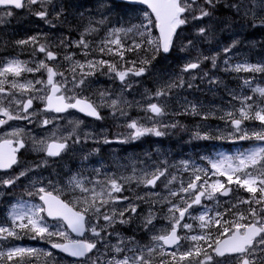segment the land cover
Instances as JSON below:
<instances>
[{
    "label": "snow or ice",
    "instance_id": "6c2138e0",
    "mask_svg": "<svg viewBox=\"0 0 264 264\" xmlns=\"http://www.w3.org/2000/svg\"><path fill=\"white\" fill-rule=\"evenodd\" d=\"M124 2L145 6L138 10L140 12L138 22L132 23L129 20L126 25L108 28L105 38L98 46L99 53L119 57V62L102 58L87 59L89 51L96 50L92 48V43L87 37L99 31V28L93 26L91 19L88 26L80 33L78 40L62 37L59 45H51L64 48L76 47L83 50L85 56L83 62L74 59L75 53L69 52L64 55L63 59L69 65L64 71L60 70L63 65L58 62V54L50 50L49 43H39L40 34L17 41L16 43L22 46L38 45L32 55L35 57L38 51L43 53L45 58L35 60L34 67L27 61L15 58L0 64V78H2L0 93H5L3 85L6 83L10 84L11 89L19 91L21 95L34 93L25 101L18 99L15 92H10L9 107L0 106V115L7 118L0 119V125L14 119H29L30 116L35 115L34 111H29L33 108L34 100L44 103V108L40 110L43 112L59 114L69 109H76L97 120L104 119L100 114L101 108H110L114 117L117 113L126 116L125 108L133 104L140 106L145 112H151L153 115L147 117L149 120L163 116L166 102L148 103L144 108L139 101H128L124 98V91L132 87L128 77L143 76L158 57H166L175 48L176 40L180 36L178 29L190 22L212 17L222 0H203V4H198L197 0H124ZM0 6H4L3 10H0V22H3L4 17L14 15V10L27 8L29 12L51 27L56 26L54 21H60L66 11L62 3L58 5L59 10H56L57 5L53 4V0H0ZM111 7L107 0H98L101 18L95 21L96 24L107 26L110 22ZM223 7L232 10L238 16L242 15L249 27H264V0H249V4H245V0H239V2L234 0V2H223ZM105 9L109 10V15L103 14ZM83 15L84 13L81 12L80 16L83 17ZM50 16L52 19H49ZM210 27L205 25L197 28L195 35L202 37L204 41H210ZM128 37L132 38L131 45L125 42V38ZM45 39H47L46 35ZM238 43V40H233L230 45L223 48L224 53L231 52ZM193 45L192 40L182 42L180 50L188 51ZM127 52H135L138 56L143 52L144 55L138 61H126ZM217 56L218 54L212 56L201 54L195 62H187L181 71L186 73L189 70L198 69L204 60H210L215 68ZM48 61H57V63L50 65ZM118 63H131L132 66L121 70ZM228 63V60H225V64L228 65ZM105 68H107L106 73L103 71ZM231 70L264 73V64L238 63ZM42 71H46V80L25 79L21 83L17 79L21 78L25 72ZM97 72L108 75L113 80L119 79L123 87L115 98L108 89L99 91V103L83 95L85 88L90 86L88 78L96 75ZM68 73L71 74V79L68 78ZM9 77L13 79L9 80ZM205 77H208L207 72L200 79L203 81ZM195 79L196 77H192V80ZM208 83L218 85L220 81L212 78L208 80ZM185 84L188 88L193 87L192 81H185L182 76L170 79L148 99L155 97L159 101L163 97H168L173 89L183 88ZM250 84L249 80H244V86H250ZM37 85L41 87L38 88ZM252 91L259 94L261 103H257L253 96L240 98L236 93L229 92L232 99H240L241 107L235 111L226 112L220 118H227L235 132L242 133L239 139L264 141V88L256 87ZM249 101L251 103H248ZM13 103L24 115L12 113L10 105ZM183 106L185 113L190 111L193 115L201 114V106L193 102L185 100ZM236 112L239 114L238 117ZM212 114L206 113L202 118ZM53 119L55 118L43 119L41 126L51 124ZM252 120L259 121L261 128L259 131L249 133L241 126L244 121ZM70 123L74 127L67 136H57L56 132H53L50 137L34 140L33 151L44 153L45 157L36 167L46 166L49 163L48 158L59 157L72 145L81 143V137L76 133V128L82 121L76 120ZM127 127L132 131L124 141H121L122 143L127 139L136 140L147 134L157 137L164 135L156 127L141 126L136 120L129 122ZM21 131L15 130L10 135L19 136ZM89 138H92L90 134L85 133L84 139ZM196 138L211 139L212 137L208 135L201 137L197 134ZM103 142L111 143L106 137ZM25 146L22 139H17L15 146L10 139L0 142V170L12 169L14 165H17L19 162L17 153ZM201 159L207 160L210 167H193V178H190L187 183L182 180L178 188L171 187L176 181V176L172 175L169 178L167 166H157L151 172L142 169L141 174H137L134 168L133 174L127 177L105 174L103 180H89L74 174L69 178L66 186H57L51 180L46 185L42 181H32L25 187V192L30 198L38 197L40 203L20 199L12 204L8 213L11 224L0 225V241L8 238L21 239L25 235L31 239L45 240L47 238L51 248L76 258L74 264H153V258L156 256L161 257L159 264H264V146L253 147L235 156L221 154L217 159L210 157H201ZM162 163L166 165V162ZM182 163L187 171L188 162ZM30 171L32 169L26 168L18 175L0 178V188L15 185L21 177H27ZM96 172L97 175L100 174L99 169ZM162 177L166 181L164 183L167 190L166 196L161 197L160 193L155 191L145 195L134 193V197L123 195L125 191L130 190L126 186L132 182H135L137 187L143 185L145 188L154 189ZM226 184H235L251 196L232 204L231 208H226L223 213L213 210L210 214L209 207L203 205V201H216L218 204L219 196H229L233 189ZM64 196H71V199H64ZM152 197L157 199H151ZM137 201L150 204L148 214L142 218L141 223L144 231L151 234L148 244H140L134 237L124 238L121 233L115 231L116 225H127L132 221L133 216L139 215ZM240 203L248 205L246 213L235 211ZM154 204L167 206L165 213L167 227L156 228L153 223L158 218L151 207ZM194 206H203L198 216H194L190 211ZM128 213L131 215H126ZM228 214H231V218L225 219ZM46 217L63 223L53 225L52 228L55 230H50ZM186 217L199 221L198 227L201 230L199 233L187 234L193 233L195 226L193 223H182ZM101 220L103 223H100ZM213 228L216 229L215 233L212 231ZM180 229L187 230V233L181 236ZM68 230L80 239L70 238ZM88 233L91 235H87ZM54 236L61 238L63 242L52 241L51 238ZM113 236L117 237L116 243H111ZM183 241L191 242L186 249ZM101 246L104 248L103 253L100 252ZM166 249H172V251L169 252ZM34 256L46 257V264L47 261L54 260L53 253L43 249L15 246L7 248L6 251H0V259L6 257L10 264H28L25 258ZM216 257H226V259L218 260ZM16 258L19 260L17 261ZM55 264H61V262L55 261Z\"/></svg>",
    "mask_w": 264,
    "mask_h": 264
},
{
    "label": "rangeland",
    "instance_id": "374dc122",
    "mask_svg": "<svg viewBox=\"0 0 264 264\" xmlns=\"http://www.w3.org/2000/svg\"><path fill=\"white\" fill-rule=\"evenodd\" d=\"M65 0H53V4L57 5V9L59 4H65ZM223 2H234V0H222ZM235 2H239V0H235ZM68 4H71V0H68ZM198 4H203V0H200ZM245 4H249V0H245ZM74 8H77L79 5L75 3V5H72ZM51 7V6H50ZM37 10H39L37 8ZM107 9L103 11V14H105ZM86 13L85 16H77L76 19L80 20L83 24V27L81 30H79L78 34H71V36H80V33L83 32L84 28L88 26L89 20L91 19L93 22V26L99 28V31L97 33H94L92 35H89L87 37L88 41L92 43V48L96 49L95 51H89V55L87 59H99L98 56L101 55L98 51V46L100 44V41L105 38L107 30L104 29L103 25H98L95 23L96 20H99L101 18V11L98 10V2L94 3L93 9L83 11ZM110 12H112V9H110ZM54 15V13H53ZM237 16V15H236ZM11 17H4L3 22H0V34L1 36L7 35V41L4 46L6 49V52L8 53L4 57H0V64H3L7 60L10 59H18L20 61H27L29 62L30 66H35L34 61L39 59H44V54L39 53L38 51L35 54V57L32 55L33 50L38 48V45H27L22 46L18 45L16 42L19 40H25L27 39L25 32V23L22 24V31L19 30H13L14 27H17L19 23H12ZM22 21L27 20L29 17H35L33 19L34 22L43 24L44 28H47L46 32H39L41 29L40 27H34L36 30V33L34 35H41V39L39 43H49L50 50L58 54V62L63 65V67L60 69L61 71H64L68 68V62L64 61L63 57L65 54L72 52L76 55L74 56L75 60H79L83 62L85 60V56L83 55V50L76 47H52L51 45H59L60 39L62 37H65V34L62 32H56L52 34L50 31L54 28L50 25L46 24L43 20L36 17L34 14L29 12L27 8L23 9L22 11ZM49 18L52 19V16ZM140 15L135 16V21L139 20ZM10 19V26L6 29V26L3 24L5 23V20ZM130 20V19H129ZM232 21V20H231ZM63 22H71L70 17L61 18L60 21H54V23H63ZM20 23V24H21ZM114 26L111 27H120L122 24L119 22H115L113 24ZM224 30L229 32L231 30L236 29L239 27V20L232 21L230 23H223ZM190 27V33L193 35V38H198L201 40V37L195 35L194 28L195 27V21L190 22L187 25H184L181 27L182 30L185 28ZM179 29V32L180 30ZM184 31L181 33L179 38L176 40V46L174 50H180V38H183ZM237 33L234 32L232 34V37L228 39L230 41V44L232 43L235 35ZM33 35V36H34ZM45 35L47 39H45ZM66 36L69 37V33L66 34ZM131 37L125 38V42L127 44L130 43ZM192 39V38H190ZM71 40H78V39H71ZM212 42H215L213 40ZM241 43V42H239ZM259 43H256L255 45V53L254 52H238L236 53V48H233L231 52L224 53L223 48L219 46H211L210 47V55L212 56L214 54H218L217 56V67H213L210 60H204L208 61V69L198 68V69H192L189 70V72H182V67L189 61L195 62L191 59H187L185 57L180 59V66H174L169 72H153L152 79L150 81L151 86L154 87L152 89L151 86L148 84L144 85V89H146V86H149L150 93L152 94L154 91H157L158 88L162 87L167 81L170 79H176L177 77L182 76L185 81L191 80L193 83L192 88H188L187 85L183 88H176L173 89L172 92L179 93V90L182 92L190 91L194 96L191 99H186L185 97H180V94H172L174 95L172 98L163 97L159 101L155 97H152L151 99H147L148 103H165L167 104L165 108V114L163 116L155 117L154 120H149V122L145 124H140L139 118H134L132 116V110L133 105L131 107H126L125 111L127 112L126 116H121L119 113L116 114L114 117L112 114V110L110 108H101L100 110L105 113L103 116L104 119L98 123L90 122L82 117H80L78 114L74 112H69L64 116H54L51 113L42 112L40 111L41 108H38L37 103L44 105L43 102L40 100H34L33 102V108L30 109V112H35V115H32L29 117V119H14L10 120L6 123V131L5 134L10 139L16 141L17 139H22L25 142V148L20 149L19 153L22 156L21 160L18 162V164L9 172L3 173L0 172V178H7L8 176H15L18 175L20 171L30 168L32 171H30L27 175V177H21L19 181L13 186L7 187V188H0V225H10L11 220L8 216L9 210L11 208V205L16 203L18 200L23 199L30 201L31 203H40L38 200V197H28L25 192V187L30 184L32 181H42L45 185L48 183L49 180L53 182V184L57 186L61 185H67V181L70 177H72L74 174H79L82 177H86L89 180H103L105 177V174L108 176H111L115 174V176H131L133 174V169H136L137 174H141V170H147L149 172L153 171L157 166L168 167V173L169 178H171L172 175L176 176V181L171 186L173 188H178L180 185V182L183 180L185 183L188 182V180L192 177V168L193 167H200V168H209V164L207 160L204 159H198L197 162L194 161V159H182V158H174L173 153L167 152L168 155L164 154V149H157L156 146H154V154H149L147 152L140 153L142 156H152V158L145 160L143 167L139 168L138 165L140 163L139 160H142L139 156V153L136 156L132 155V150L129 149L135 144L136 140L127 139L126 142L124 141L126 137H128L129 133L132 131V129H129L127 127V124L133 120L138 121V123L141 126L144 127H156L159 131L163 132L164 134L167 133V131L170 130L171 133L179 136V134H182L184 132H189L191 134L192 138H196L197 134L199 136L203 137L205 135H208L212 137L211 139H200L198 142L206 141V142H216L217 145H220L221 142H223V145L228 144L229 148H232L231 150L234 151V153L227 154V153H218V151L213 155L212 159H217L219 156L227 155V156H235L239 154L240 152H246L247 150H250L253 147H260L264 146L262 143H257L255 139H245L241 140L238 137L242 133H237L233 129L231 123L225 119H221V116H224L226 112L229 111H235V109H239L241 107L240 99H232V97L229 95V92H234L237 94L238 97L243 98L245 96H253L257 103H261V99L259 97L258 93H254L252 89L256 87L264 88V73L261 72H247V71H241L236 72L231 70L232 67H234L238 63H249V64H264V50L263 53H259V49H256L258 47ZM237 46V45H236ZM182 52V51H181ZM186 52V51H183ZM196 56V59L201 56H206L203 52V50L197 49L192 52ZM103 55V54H102ZM104 59H108V55H103ZM225 60H228V65L225 64ZM50 65H54L57 63V61H48ZM169 63H167L168 66ZM121 68V67H120ZM228 70H225V69ZM173 70H177L179 72H173ZM207 72L208 77H205L202 81L200 77L203 76V74ZM32 74V79H45L46 80V71L37 72V73H27L25 72L24 75ZM114 75V74H113ZM21 77L17 78L19 82L23 83L25 79ZM105 75H101L100 73H96V75L89 77L90 86L85 88L83 95L90 97L92 100L99 103V91L102 89H108L113 94V98H115L116 94L120 93L121 88L123 87L121 85V82L118 81V78L113 80L110 78H106L104 81ZM192 77H196L195 80H192ZM68 78L71 79V74L68 73ZM215 78L216 80L220 81L218 85H210L208 83L209 79ZM2 79V78H0ZM13 79L12 77H9V80ZM59 79V77H57ZM150 79V78H149ZM244 80H249L251 82L250 86H244ZM129 83L132 84V87L130 89H126L124 91V98H126L128 101H135V97L137 94V89H133V87L137 84L134 78H128ZM5 88V92L7 93H0V106L9 107L8 105V94L10 92H15L16 97L21 100H27L29 95H34V93H28L21 95V93L15 89H11L10 84L6 83L3 85ZM36 87H41L40 85H37ZM70 87V85H69ZM198 88H202L203 90H199L200 94H197L195 90ZM140 89V88H139ZM194 89V90H192ZM79 91V90H77ZM189 92V93H190ZM206 92L207 95H203L201 93ZM188 93V92H187ZM148 95V97H151L152 95ZM183 94V93H182ZM142 95V94H141ZM171 95V94H170ZM154 99L156 100L154 102ZM185 100L193 102L197 104L200 107V115H193L191 112H184V103ZM248 103H251L249 101ZM43 107V106H42ZM10 109L14 115H24L23 112L19 111L16 104H11ZM180 113V114H177ZM206 113H213L212 115H208L207 118H202L204 114ZM238 117V112L235 113ZM153 115V114H152ZM45 118H55L53 119V122L47 126H41V122ZM3 119L6 120L7 118L3 116ZM82 121V123L79 125L78 128H76V133L81 137V143L74 144L60 157L59 161L52 160L51 158H48L49 163L46 166H40L36 167L41 163V161L45 158L44 153L33 151V143L34 140H41L43 138L50 137L53 132H56L57 136H67L70 132L73 131L74 125L70 123V121ZM186 121V125L183 124ZM183 122V123H182ZM175 124V127H172L171 125ZM115 127H112V126ZM108 127H111L109 130ZM186 127V128H185ZM243 129H246L249 133L253 131H259L261 128V125L259 121H244L242 126ZM15 130H22L20 132L19 136H12L10 133L14 132ZM110 132V134H109ZM117 132V135L114 133ZM88 133L92 138H89L87 140L84 139V134ZM231 133V135H230ZM109 134V136H108ZM184 134V133H183ZM169 135V137H171ZM107 138L111 143L105 144L104 138ZM162 136H155L152 134H147L142 137H140L138 140H141L143 138H149L152 143H154L156 140L161 138ZM75 137H73L74 139ZM116 142L119 145H116ZM142 142V141H141ZM96 147V148H95ZM102 149L103 152H106L109 154L107 160H103L104 164L101 163L102 159L99 157V151ZM119 150H124L123 156L118 161L116 160L117 154H114V152ZM126 153V154H125ZM71 156L72 158H76V161H78L80 164H85L90 161H94V165H90L86 169H82L79 171V173L70 172V169H65L62 167H58L59 164L67 157ZM85 157H87L85 159ZM205 157V156H202ZM211 158V157H210ZM108 161L111 163L109 165ZM187 161L189 164L188 170H185V166L182 162ZM162 162H166V165ZM100 170V174L97 175L96 170ZM212 179H215V177H212ZM223 180V178H221ZM164 178H161V181L157 182L156 188H145L143 185H140L137 187L135 182H132L130 185H127L126 187L130 190H127L123 193V195H127L130 197H134L135 194L139 195H145L146 193L150 191H155L160 193V196H166L167 190L164 187ZM227 185V184H226ZM91 187V185H89ZM240 193L234 194V198L236 199L235 204L242 199L249 198L251 196L250 193L246 192L244 189L239 188ZM258 195V194H257ZM64 199H71V196H64ZM157 199L156 197H152L151 199ZM219 199V197H218ZM220 201V200H219ZM229 200H222L217 204L216 201H203V205H207L209 209L211 207H215L217 209H222V205H227ZM139 204V207L142 205H147L144 207V212L140 209H138L139 215L133 216L132 221L127 225H116L115 231H118L121 233V236L124 238H128L129 234L127 232L132 231L136 236H138L139 239L135 240L139 242L140 244H148L150 242V233L144 231L143 227L141 226L142 218L148 214L149 211V203H144L137 201ZM126 206V204H125ZM158 208H162L163 210L159 213V215H163L160 218H157L153 223L155 224L156 228L161 227H167L168 221L165 219V213L167 212V206L160 204L157 205ZM248 205L240 203L238 208L235 209V211H242L247 212ZM203 210V206H194L193 209L190 211L194 216H198L199 213ZM211 210V209H210ZM126 215H131L130 213ZM158 215V216H159ZM178 215V214H177ZM47 221V220H46ZM193 223L194 224V232L193 233H187V230L180 229L179 234L181 236L187 234H195L199 233L201 230L198 227L199 221H194L191 218L186 217L185 221H182V223ZM47 223L50 226V230H55L52 228L53 225H59L62 224L61 222H49ZM100 223H103L101 220ZM126 228V229H125ZM66 229V228H65ZM128 229V230H127ZM127 230V231H126ZM110 231H112L110 229ZM213 233H215L216 229H212ZM68 235L72 239L74 238L69 232ZM90 236L91 234L88 233ZM145 235V239L141 240V236ZM52 241L55 242H63L61 238L59 237H52ZM117 237L113 236L111 238V243H116ZM184 248L186 249L191 242L189 241H183ZM203 243V242H201ZM49 244L47 238L45 240H41L39 238L37 239H31L29 236L25 235L21 239H13L8 238L7 240L0 241V251H6L9 247H15V246H22V247H30L34 249H43L45 251H49L45 245ZM100 252H104L103 246L100 247ZM54 256V255H53ZM104 257H102L103 259ZM157 258H161L160 256L155 257L156 262ZM18 261L19 258H16ZM25 260L28 262V264H46V257L39 256V257H26ZM1 262H6V264H10V262L5 257L4 259H0ZM55 261H60L61 264H74V261H68L65 260V258L54 256L53 261H47V264H55ZM0 262V263H1Z\"/></svg>",
    "mask_w": 264,
    "mask_h": 264
},
{
    "label": "trees",
    "instance_id": "16d2710c",
    "mask_svg": "<svg viewBox=\"0 0 264 264\" xmlns=\"http://www.w3.org/2000/svg\"><path fill=\"white\" fill-rule=\"evenodd\" d=\"M85 2L82 1L79 3V5H83ZM87 5V3H85ZM122 6V5H121ZM120 6V7H121ZM127 9H131V10H139L138 8H134V7H126ZM218 10L221 9H226L225 7H223V5L221 4L219 6V8H217ZM227 12H229V18L226 19L224 23H230L231 21V17H236V14H234V12L230 9H226ZM113 16H119V12L118 11H113L112 13H110ZM68 15V13H65L64 17H66ZM110 15V17H111ZM140 15V12H139ZM63 17V18H64ZM117 19H124L125 17L123 16L121 17H116ZM212 19L210 18H204L202 21H195V27L192 28L194 29V31L201 27V26H205V25H210V35H211V40L210 41H204V39L201 37V41L203 46L201 47V50H203L204 54L206 56L210 55V47L211 46H219V47H223V46H228L230 45V41L228 39H230L232 37V34L234 32H236L238 35L234 38H236L239 42H243L242 38L239 37L240 33H247V31L251 28L248 26V23H246V25H241L240 27H244L243 29H239L238 27L234 30H231L229 32L224 30V26L223 23H219L220 21L218 20H209ZM239 20V19H237ZM220 25V26H219ZM68 28H70L69 25H67ZM33 28V26H32ZM191 28L187 27L184 30H181L180 32L182 33L184 31L183 34V38H180L181 43H186L188 40H190V38H193V35L190 33ZM217 30H221L224 32H220V33H216ZM28 32H31V30L29 29ZM29 34V33H27ZM224 36H231V37H225ZM213 40H215V42H212ZM180 43V46H181ZM215 43H220L221 45H216ZM239 44V43H238ZM142 54L144 55V53L142 52ZM173 54L175 55H171L169 57H167L168 61H171L172 63H178L179 59L183 56H185L187 59H191V60H195L196 56L194 54H192V52H181L179 50H174ZM143 55L141 57H143ZM179 56V57H177ZM181 56V57H180ZM162 59V56L158 57V59L156 61H154V64L156 65L157 62ZM129 60V59H127ZM126 60V61H127ZM207 62H204V64ZM153 66V65H151ZM173 66V64H172ZM154 67V66H153ZM200 139L198 138H192L191 136H186L183 134H179V136L172 134L171 137H167V139L165 141H161V145L162 146H167L166 148H168L167 152L169 153H173V154H178L182 159H188V158H192L195 161H197V159H201L202 156L208 157V156H212L213 152L216 151V148L220 147L219 145L216 144H212L209 143V145L207 143H205L204 141L198 142ZM215 149V150H214ZM222 149V147H221Z\"/></svg>",
    "mask_w": 264,
    "mask_h": 264
},
{
    "label": "bare ground",
    "instance_id": "6f19581e",
    "mask_svg": "<svg viewBox=\"0 0 264 264\" xmlns=\"http://www.w3.org/2000/svg\"><path fill=\"white\" fill-rule=\"evenodd\" d=\"M223 5V3H221ZM65 6V13H68V15L66 17H72L71 20H74L77 16H80V13H84L83 16L86 15L85 12H83L80 7L74 8L71 4H63ZM219 8V7H218ZM227 9V8H226ZM221 9L218 10L216 9L213 13V16L211 17L212 19L209 20H218L220 21L219 23H223L226 21L227 18H229V12H227V10ZM111 18L116 19L115 16L111 15ZM239 19V29H243L244 27H240L241 25H246V20L242 18L241 16H236V17H231L232 21H235ZM70 20V21H71ZM220 26V25H219ZM220 32H224L221 30H217L216 33H220ZM238 35H236L237 37ZM225 37H231V36H224ZM239 37L242 38L243 42L237 44L236 48V53L238 52H254L255 53V45L256 43L258 44V47H256V49H259V53L262 54L263 50H264V27H256V28H250L247 33H240ZM192 41H194V45L186 52H193L197 49H200L203 44L202 41L198 38H192L190 39ZM233 40H237L236 38H234ZM216 45H221L220 43H215ZM226 47V46H223ZM23 79H32V74L29 75H24V77H22ZM21 79V78H20ZM141 107L137 108V109H133V114L140 116L143 118L144 114L142 113ZM112 126V125H111ZM115 127V126H112ZM142 141V142H141ZM138 142H140L141 146H138L137 149H139L142 153L147 152L149 154H154V146L155 142L152 143V141L149 138H143L141 140H136L135 143L137 144ZM154 146H153V145ZM157 149H163L162 147L156 146ZM124 152V150H123ZM123 152L122 150H117L114 154H117L116 160L118 161L119 159H121V157L123 156ZM126 154V153H125ZM140 163L138 165L139 168L143 167L144 165V161L143 160H139ZM62 167H64L65 169H70L72 172L75 173H79L80 170L83 169V166L75 160V158H72L71 156H67L63 162H62ZM145 205H142L141 207H144Z\"/></svg>",
    "mask_w": 264,
    "mask_h": 264
},
{
    "label": "flooded vegetation",
    "instance_id": "af4514ba",
    "mask_svg": "<svg viewBox=\"0 0 264 264\" xmlns=\"http://www.w3.org/2000/svg\"><path fill=\"white\" fill-rule=\"evenodd\" d=\"M147 72H151L150 70L149 71H147ZM142 86H144V85H139V88L140 87H142ZM146 90H148V88H146ZM149 94V93H148ZM144 106V105H143ZM144 114V116H143V118H142V121H143V123H147L148 122V119L147 118H145V117H147L146 115H145V113H143ZM2 116H0V119H3V118H1ZM5 131H6V128L4 127V124L3 125H0V142L1 141H3L4 139H10L8 136H6V134H5ZM138 146H140V145H135V149L136 150H139V149H137V147ZM21 158H22V156L21 155H19V161L21 160ZM232 189H233V191L232 192H230V195H229V197L227 198V200H229V203H230V205L232 206V204H234L235 203V201H236V199L234 198V196H232V195H234V194H238L239 195V193H240V190H239V187L237 186V185H229ZM127 234H129L128 236L129 237H134L135 238V235L133 234V232H131L130 231V233H128L127 232ZM51 244L49 243V244H46L45 245V247H47V248H49V246H50ZM214 255V254H213ZM155 258H153V264H155L154 263V260ZM216 259H218V260H223V259H226V257H222V258H219V257H216ZM157 260H158V262H160V259L159 258H157ZM1 262V261H0ZM0 264H6V262H1ZM156 264H159V263H156Z\"/></svg>",
    "mask_w": 264,
    "mask_h": 264
},
{
    "label": "water",
    "instance_id": "95a60500",
    "mask_svg": "<svg viewBox=\"0 0 264 264\" xmlns=\"http://www.w3.org/2000/svg\"><path fill=\"white\" fill-rule=\"evenodd\" d=\"M121 1H124V0H121ZM140 6H143V5H140ZM1 7V6H0ZM4 7V6H2ZM76 112H78L76 109H74ZM79 114L85 116V117H88V118H91V119H95L94 117H89V116H86L84 113H81V112H78ZM50 220H53L52 218L48 217ZM75 236H77L75 233H73ZM57 251H59L58 249H56ZM60 252V251H59ZM62 253V252H61ZM65 255H67L66 253H64Z\"/></svg>",
    "mask_w": 264,
    "mask_h": 264
}]
</instances>
